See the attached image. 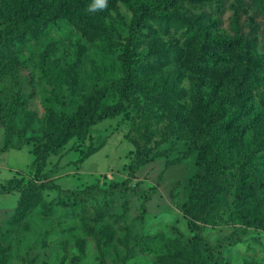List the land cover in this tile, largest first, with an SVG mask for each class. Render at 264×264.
Returning <instances> with one entry per match:
<instances>
[{
	"label": "rangeland",
	"instance_id": "1",
	"mask_svg": "<svg viewBox=\"0 0 264 264\" xmlns=\"http://www.w3.org/2000/svg\"><path fill=\"white\" fill-rule=\"evenodd\" d=\"M89 3L9 0L0 10V150L12 148L0 154V264H264V0H108L95 13ZM13 4L31 17L13 21ZM203 37L217 41L207 52L219 62L199 71ZM126 76L146 87L130 85L131 108L104 117L121 102ZM240 108L254 123L232 143L235 164L219 176L206 221L189 219L178 205L189 198L199 153L188 150L216 134L221 113ZM87 110L103 119L70 129ZM145 143L152 152L131 175ZM220 153L207 150L208 158ZM243 178L250 198L241 207ZM49 182L93 191L62 194ZM111 183L131 190L108 193Z\"/></svg>",
	"mask_w": 264,
	"mask_h": 264
},
{
	"label": "trees",
	"instance_id": "2",
	"mask_svg": "<svg viewBox=\"0 0 264 264\" xmlns=\"http://www.w3.org/2000/svg\"><path fill=\"white\" fill-rule=\"evenodd\" d=\"M7 1L9 0H1L0 3V10L2 13H5L7 11L8 6L6 5ZM44 4L49 3L50 0H42ZM179 0H169L170 5H174L177 3ZM192 2L195 3H207L211 0H191ZM11 7V19L13 21L17 19H21L22 21H25V18L27 16L31 17V12L28 10H20L16 7L15 4H13ZM38 21L36 18H33L30 21V25L32 23H37ZM40 27V26H39ZM6 29L0 28V39L4 37V34H6ZM202 43L204 45H208L206 48L204 46V52H203V58L200 59L197 62V69L200 71L201 69H209L215 61L219 62V59L214 60L212 57V54H208L207 50H209V45L210 43H217L216 40H210L207 37H203ZM222 48H227L231 47L230 44L228 45H223V43L220 44V47ZM232 51V50H231ZM237 57L236 56H231V62L232 64L236 62ZM213 68L216 70L217 74H220V71H223L222 68L219 70L213 66ZM222 75H224V71L222 72ZM130 85H135V86H140L141 88H145L146 84L144 83L143 80H137L135 82H131L129 80V77L126 76L123 79V89L121 92V102L117 104V106L111 107L106 109L105 114L106 116L104 117H115L119 113L123 112L126 109L131 108V103H132V94L129 91ZM243 85L244 81L240 80L236 84V96L238 98V101L243 102L245 100V92L243 90ZM198 82L195 80L193 82V89H192V101L194 104L200 106L203 104V98L201 94L198 93L197 90ZM247 111H244L242 108L239 109L236 115L234 116H227L225 113H221L222 117H226L223 119L222 124L220 127H218L217 132L215 135L212 136L211 139H206V141L202 142L201 145L194 146L193 148H190L188 151L190 153L198 151L199 156H198V162H197V171L195 174V177L192 181V189L189 194L188 200L183 203L182 205H178L179 210L184 214V216L188 217L189 219H193L196 221H206L207 214L202 212L203 209L207 208L208 204H213V198L216 195H219L220 193V185L218 186L217 180L220 179L219 176L224 175L225 171L229 169L230 167H233L235 164L234 160L232 157L229 156V154L232 153V143L238 141L241 138V135L244 131H246V127L249 124L254 123L253 117L249 115ZM220 118V117H219ZM101 116L96 111L93 112H88L87 111H82L78 114V117L75 122H70L68 124L70 129H73L75 131L80 132L84 126H92L94 124H97L98 122L101 121ZM252 119V120H250ZM175 123L178 127V125L182 124L183 122H179L177 119H174ZM250 120V121H248ZM203 130H200L202 132ZM174 133V132H173ZM171 132V135L173 134ZM205 133V132H203ZM168 140V137H163L160 143L166 142ZM226 146L225 151L222 152V149H220L223 146ZM217 151H221V157H219V154H214L212 158H208L207 156V150L210 147H213ZM12 148H7L4 147L3 149L0 150V154L5 153L9 151ZM22 149V148H20ZM20 149H15V150H20ZM152 152V148L147 146V143H145L142 147H139L136 149L132 160L128 166V170L130 171L131 175L135 174V172L145 163L148 161V157ZM94 152H87V154L82 158L81 161H83L85 158L89 157L91 154ZM188 153V152H186ZM188 153V154H190ZM186 154H183L182 159L186 158ZM42 159L38 158L36 160L37 163H41ZM246 178L250 176L249 173H247ZM209 177L211 178V181L209 182ZM16 181V180H15ZM17 183V182H16ZM211 184L212 191L210 192L208 189V186L206 184ZM13 184V181H9L8 185L11 186ZM46 189L49 190H57L58 192L62 194H73V195H83L84 197L86 195L92 194L91 188H87L83 191H62L60 190L53 182H49L45 184ZM245 184H244V178L242 179V186L237 188V204L238 206H243L245 203L248 202L250 194L244 191ZM129 191L131 188L126 187L125 183H111L110 187L105 190L108 193H112L114 191ZM105 191H102L101 193H106ZM206 201V202H205ZM219 201L216 199L215 203H218ZM213 206V205H212ZM214 209V206L212 207ZM211 208V209H212ZM219 208V207H218ZM212 209V212H213ZM242 210V209H241ZM221 211V209L218 210V212ZM25 212V207L23 204H20L19 210L17 217H21ZM209 215V214H208ZM260 224H264V220L260 219L258 220ZM216 264H222L220 260H217Z\"/></svg>",
	"mask_w": 264,
	"mask_h": 264
},
{
	"label": "clouds",
	"instance_id": "3",
	"mask_svg": "<svg viewBox=\"0 0 264 264\" xmlns=\"http://www.w3.org/2000/svg\"><path fill=\"white\" fill-rule=\"evenodd\" d=\"M107 6L108 0H90V3L88 4V11L90 13H95L99 10L107 8Z\"/></svg>",
	"mask_w": 264,
	"mask_h": 264
}]
</instances>
